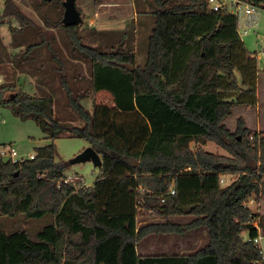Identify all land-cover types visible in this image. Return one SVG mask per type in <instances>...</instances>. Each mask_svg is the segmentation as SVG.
Segmentation results:
<instances>
[{"label":"trees","instance_id":"16d2710c","mask_svg":"<svg viewBox=\"0 0 264 264\" xmlns=\"http://www.w3.org/2000/svg\"><path fill=\"white\" fill-rule=\"evenodd\" d=\"M247 1L264 7V0ZM148 4L150 11H139L154 19L142 65L125 47L127 31L107 51L86 43L79 25L43 19L61 27L70 52L90 64L85 88L49 32L15 0L5 1L0 24L14 18L19 25L9 23L14 50L6 58L14 74L0 84V105L33 119L48 143L18 163L0 155V216H18L31 227L36 219L48 222L36 234L29 226L2 227L0 264H99L100 242L125 233L133 243L154 231L205 232L207 241L188 253L142 254L137 264H264L254 240L264 232V131L241 116L234 130L225 122L235 106L258 103V57L246 48L237 15L214 12L207 0ZM17 72L36 75L47 92H29ZM104 92L112 105L86 106ZM63 136L85 139L100 154L93 186L66 181L57 160ZM208 141L227 154L206 151ZM224 175L234 176L225 186ZM142 209L163 222L142 227L138 236L107 228L98 237L100 218L129 220ZM184 217L190 220L174 221Z\"/></svg>","mask_w":264,"mask_h":264},{"label":"rangeland","instance_id":"374dc122","mask_svg":"<svg viewBox=\"0 0 264 264\" xmlns=\"http://www.w3.org/2000/svg\"><path fill=\"white\" fill-rule=\"evenodd\" d=\"M5 1L0 0V15L5 9ZM148 1L152 0H76L77 7L81 10L83 22L79 25L80 34L83 40L91 45H102L107 51H111L117 46L118 41L124 31L128 32L126 49L134 51L137 55V63L140 65L146 61L147 36L154 24V19L147 14H140L150 11ZM21 10L31 17L37 24L47 30L69 61L72 68V75H82L85 80V88L90 86L91 66L81 57L72 54L69 50L68 40L57 26L49 27L44 18L55 22L58 17L64 15L63 0H15ZM253 18V17H252ZM252 18H241L238 22L240 36L246 48L255 53L258 57V65L264 72V9H258V13ZM62 20V19H61ZM0 24V84L13 79V68L7 61V53L14 50L12 35L9 30V23L18 26L19 22L14 18L1 19ZM51 23V22H50ZM51 25H53L51 23ZM245 29L247 33H245ZM20 81L26 90L31 93L41 94L47 92V87L39 84L36 75L19 73ZM261 108L258 111L248 108L246 105H237L234 113L225 119V122L234 130L237 119L242 115L248 118L249 124L254 131H264V77L260 92ZM93 102L111 104V97L108 93H98L86 100V106L92 108ZM261 123V125H259ZM257 127L260 129L258 130ZM45 134L33 119H21L16 116L10 106L0 105V148L3 144L12 145L17 151L15 159H26L31 154H35V148L46 145ZM58 148L57 160L64 165L65 173L69 181H74L76 186H93L97 178L101 175L100 168L92 162L75 163L65 165L72 158L86 149L89 142L82 138H71L67 136L56 140ZM193 146L196 147L195 144ZM206 151L220 154H227L226 150L208 141L203 146ZM9 159V156L5 157ZM234 178L233 175L222 176V185H227ZM260 211L264 213V196L261 201ZM252 206L256 205L252 203ZM256 208V207H255ZM137 216L129 220L119 218H100L98 237L102 238L107 234V228L122 230L133 236L140 234L139 229L152 223L163 222V218L147 215L146 210H140ZM190 219L174 218L176 222H187ZM18 216H0V229L7 232L17 231L28 228L31 233L36 234V230L45 226L48 219L33 220L32 227L21 222ZM139 232V233H138ZM261 236V237H260ZM258 239L264 255V232L261 231ZM107 241L106 245L111 244L109 257L105 258L106 251L104 246L99 251V264H136V258L140 254H160L174 253L187 249H197L202 247L207 239L205 232L192 231L187 236H179L174 233L150 232L136 242H128L125 233H116ZM110 241V244L109 242Z\"/></svg>","mask_w":264,"mask_h":264},{"label":"built area","instance_id":"2783aa9c","mask_svg":"<svg viewBox=\"0 0 264 264\" xmlns=\"http://www.w3.org/2000/svg\"><path fill=\"white\" fill-rule=\"evenodd\" d=\"M207 4L212 11L214 12L227 11L237 15L239 20L241 18H252L256 16V14L258 13V9L261 8L264 9V7L255 6L249 3L247 0H207ZM245 33H247L246 29H245ZM4 146L5 147L0 148V155L3 156V158L9 156V159L12 160L14 163H18L23 160V159L17 160L14 158L17 157L18 153L12 147V145L8 144ZM29 158H34V154H31ZM66 181H69V179H67ZM174 192L175 191L173 190L172 193ZM251 203H253V201H251ZM258 239L259 237L255 238L254 239L255 242H258Z\"/></svg>","mask_w":264,"mask_h":264},{"label":"water","instance_id":"95a60500","mask_svg":"<svg viewBox=\"0 0 264 264\" xmlns=\"http://www.w3.org/2000/svg\"><path fill=\"white\" fill-rule=\"evenodd\" d=\"M64 15L62 23L65 26L80 25L83 22V16L76 5V0H63ZM92 162L95 166H102V158L100 154L90 145L65 165L75 163Z\"/></svg>","mask_w":264,"mask_h":264},{"label":"crops","instance_id":"0c3cea01","mask_svg":"<svg viewBox=\"0 0 264 264\" xmlns=\"http://www.w3.org/2000/svg\"><path fill=\"white\" fill-rule=\"evenodd\" d=\"M252 21H254L255 19H254V17H253V19H251ZM260 69V68H259ZM263 77H264V72H262L261 71V69H260V73H259V78H258V84H257V92H258V103L255 105V106H249L248 108H251V109H254L255 111H258L259 112V110H260V108H261V99H260V92H261V86H262V79H263ZM234 113V112H233ZM242 117L244 118V120H245V122H246V125L248 126V127H250L251 128V126H250V124H249V121H248V118L246 117V116H243L242 115ZM259 125H261V123H259ZM229 128L230 129H232L230 126H229ZM257 129L259 130L260 128L259 127H257ZM4 145H6V144H3L2 146H4ZM260 206H262L261 205V203H260ZM261 212V211H260ZM262 213V212H261ZM124 220H127V219H124ZM256 224H258V223H256ZM263 232V231H262ZM260 233H261V230H260ZM245 236H247V235H245ZM261 237V236H260ZM100 238V237H99ZM109 242V244H110V241H108ZM106 243H107V241H105V242H100V244H99V246H98V262H99V251L102 249V246L103 245H105L104 246V250L106 251V254H105V258H108L109 257V255H110V253H109V249L112 247L111 246V244L110 245H106ZM110 246V247H109ZM107 247H109V249L107 250L106 248ZM200 248V247H199ZM198 249V248H197ZM196 250V249H195ZM192 251H194L193 249L191 250V249H187V250H183V251H178V252H174V253H188V252H192ZM140 255V254H139ZM138 255V256H139ZM138 256H137V258H136V264H137V259H138Z\"/></svg>","mask_w":264,"mask_h":264}]
</instances>
